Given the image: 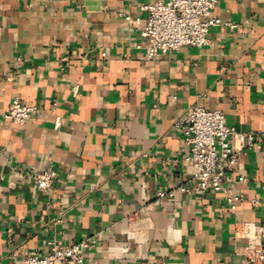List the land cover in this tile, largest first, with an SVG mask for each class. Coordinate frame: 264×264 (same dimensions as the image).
<instances>
[{"label": "crops", "instance_id": "crops-1", "mask_svg": "<svg viewBox=\"0 0 264 264\" xmlns=\"http://www.w3.org/2000/svg\"><path fill=\"white\" fill-rule=\"evenodd\" d=\"M154 1L0 0V264L84 239L83 264H248L235 225L264 231V0H216L234 29L148 59L136 20ZM15 99L38 108L23 125L3 119ZM195 103L255 138L224 184L234 211L178 191L194 182L175 124ZM48 168L43 192L28 174Z\"/></svg>", "mask_w": 264, "mask_h": 264}, {"label": "built area", "instance_id": "built-area-1", "mask_svg": "<svg viewBox=\"0 0 264 264\" xmlns=\"http://www.w3.org/2000/svg\"><path fill=\"white\" fill-rule=\"evenodd\" d=\"M216 0H155L140 6L145 14L136 22L141 23L140 37L142 44L137 46L144 50L146 58L178 51L184 47L205 48L209 46L210 29L220 25L234 29L235 25L222 22L213 16ZM130 22L129 17H124ZM21 60L16 59L15 67H20ZM76 88L73 89V92ZM38 112L35 106H27L16 99L3 119L17 125L25 124L32 114ZM59 119L56 120V126ZM176 129L182 135L186 152L181 155L187 164L188 172L194 186L191 189L179 187V192L195 191L197 193H222L230 210H235L242 200L239 195L227 189L224 184L238 165V157L243 150L252 146L255 138L238 132L228 126L224 114L220 110H206L200 104L191 105L176 121ZM29 179L40 191H48L58 178L54 168L44 171H29ZM238 182L244 177L239 176ZM160 199L172 200L174 191L159 192ZM60 222V221H58ZM236 238H246L249 247L246 251L248 264L264 263V247L261 238L262 228L251 223L235 225ZM92 241L81 240L69 247L52 244L48 255H33L25 259L23 264H83L84 255L91 247Z\"/></svg>", "mask_w": 264, "mask_h": 264}]
</instances>
